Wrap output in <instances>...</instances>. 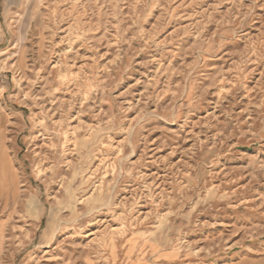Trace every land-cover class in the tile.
Listing matches in <instances>:
<instances>
[{"label": "rangeland", "instance_id": "rangeland-1", "mask_svg": "<svg viewBox=\"0 0 264 264\" xmlns=\"http://www.w3.org/2000/svg\"><path fill=\"white\" fill-rule=\"evenodd\" d=\"M0 264H264V0H0Z\"/></svg>", "mask_w": 264, "mask_h": 264}]
</instances>
